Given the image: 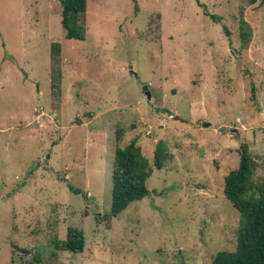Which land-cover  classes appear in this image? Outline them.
<instances>
[{
	"label": "rangeland",
	"instance_id": "rangeland-1",
	"mask_svg": "<svg viewBox=\"0 0 264 264\" xmlns=\"http://www.w3.org/2000/svg\"><path fill=\"white\" fill-rule=\"evenodd\" d=\"M82 22L68 39L62 0H0V264H215L240 219L224 178L243 143L264 160V0H88ZM134 138L170 158L114 216ZM69 227L82 252L56 250Z\"/></svg>",
	"mask_w": 264,
	"mask_h": 264
},
{
	"label": "trees",
	"instance_id": "trees-1",
	"mask_svg": "<svg viewBox=\"0 0 264 264\" xmlns=\"http://www.w3.org/2000/svg\"><path fill=\"white\" fill-rule=\"evenodd\" d=\"M259 0H248L254 4ZM88 0H62V24L65 37L84 40L86 26L82 16L87 11ZM210 15L208 11H205ZM211 17L221 22L215 15ZM229 34L227 25H224ZM241 48L246 49L252 40L253 32L248 22L242 17L239 24ZM57 46L59 43H55ZM56 50V49H55ZM124 132L118 129L117 139H122ZM170 158L167 143L160 140L155 149L154 161L146 156L136 138L125 146H118L115 151L112 174L111 213L116 216L132 202L141 200L149 193L147 181L155 168H161ZM261 171V172H260ZM76 193L79 191L70 186ZM224 195L240 214L234 250H220L214 257L215 264H264V160L259 161L247 143L240 149V161L237 168L230 170L224 178ZM84 232L69 227L66 239L55 242L56 250L82 252ZM16 247V245H15ZM28 252L25 248H19ZM54 255L56 251L52 252ZM34 259L40 262V257Z\"/></svg>",
	"mask_w": 264,
	"mask_h": 264
},
{
	"label": "water",
	"instance_id": "water-1",
	"mask_svg": "<svg viewBox=\"0 0 264 264\" xmlns=\"http://www.w3.org/2000/svg\"><path fill=\"white\" fill-rule=\"evenodd\" d=\"M143 90L145 91L147 98L150 99L151 98V92L149 90V86L148 85H144ZM178 117V116H176ZM205 126L208 125V123H204Z\"/></svg>",
	"mask_w": 264,
	"mask_h": 264
}]
</instances>
